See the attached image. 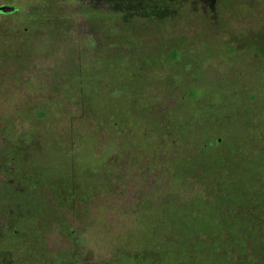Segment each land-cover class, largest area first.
Listing matches in <instances>:
<instances>
[{
    "label": "rangeland",
    "instance_id": "obj_1",
    "mask_svg": "<svg viewBox=\"0 0 264 264\" xmlns=\"http://www.w3.org/2000/svg\"><path fill=\"white\" fill-rule=\"evenodd\" d=\"M26 1L0 0L16 7L0 12V264H119L149 253L148 236L178 241L187 230L193 248L197 216L209 209L219 213L214 230L254 212L263 241L250 248L263 251L264 0H166L159 22L138 25L121 46L137 59L155 53L116 126L104 116L113 87L101 74L100 87L88 82V64L110 53L84 8L104 3L56 0L42 14L43 1ZM74 69L81 94L69 82ZM115 92L114 107L126 95ZM135 121L155 131L134 130ZM7 188L35 209L7 200ZM24 209L37 227L19 232L13 212Z\"/></svg>",
    "mask_w": 264,
    "mask_h": 264
},
{
    "label": "trees",
    "instance_id": "obj_2",
    "mask_svg": "<svg viewBox=\"0 0 264 264\" xmlns=\"http://www.w3.org/2000/svg\"><path fill=\"white\" fill-rule=\"evenodd\" d=\"M24 1V0H23ZM31 2L32 0H28ZM26 1V2H28ZM33 0L35 4H37ZM43 1L45 4L41 9L39 7L37 8V11L34 13L42 12V14L45 13V10L47 8L52 9L49 6V2L54 1V4L56 3V0H38ZM24 2V3H26ZM88 4H96L99 2L104 3L102 10L101 7H97L92 9L91 11L88 9V6L84 8V12L87 18L94 21L95 26H100L103 31L104 36V42L105 47L104 51L109 52L110 54L99 56L97 63L88 64L89 71L91 70L90 79L88 80L89 83H92V86H98L97 78L98 74L103 75L102 76V82L103 84L107 83L108 86L113 87V91L111 93H116L115 91L118 90H125L126 95H121L120 100H117V103L115 104V107L113 104V100L111 99V93L109 96L104 97V100L106 102V106L104 107V116L107 117L108 121H111L112 125L116 126L118 124L119 119L120 124L124 125L125 119L128 117L129 108L128 105L124 104L125 101H123L124 97L130 96L132 93L137 94V90L139 87V77L141 74H143V65L141 64L142 61L148 65V61H151L153 58V54L155 52H152V54H149L146 57H142L141 59H137V57L132 56L131 52L123 54L122 52V45H125V47L130 46L131 42L137 37L138 33H136L139 26H142L141 24H146L144 27V30H146L147 26L152 25L153 21L158 23L159 17L163 15L166 11L170 9L169 3L166 0H87ZM134 4H137L139 7H136ZM147 4L154 5L149 6ZM38 5V4H37ZM85 6V5H84ZM148 6V8H147ZM171 6V5H170ZM152 7V8H150ZM16 10V7H14ZM54 10V9H53ZM12 11V12H13ZM40 12V13H41ZM56 12V11H55ZM83 12V10H82ZM34 13H30L23 17L24 21H27L28 25L30 27L34 26V23H32V20H29V18H34L31 16ZM58 14V12H56ZM140 15H139V14ZM131 14V15H130ZM144 18L145 22L138 23V19ZM152 23V24H150ZM46 24V23H41ZM149 24V25H148ZM134 25V26H133ZM133 26V27H132ZM117 28L118 31L115 33V35H110L112 32V28ZM135 29V30H134ZM115 39V40H114ZM129 49V48H128ZM103 50V49H101ZM161 49H159V52ZM101 52V51H100ZM158 52V51H156ZM99 53L97 51V54H95L94 57L98 56ZM170 57L172 59H175L176 52L171 51ZM93 57V58H94ZM85 64V65H87ZM83 72L80 71V69H74L69 74V82L72 85H76L78 87V91L80 92V84L82 79ZM113 75V76H112ZM75 79V80H74ZM113 80V81H112ZM97 83V84H96ZM112 83V84H111ZM79 84V85H78ZM90 85V84H89ZM106 90V88L104 89ZM139 94V93H138ZM115 95V94H114ZM111 96V97H110ZM84 105L86 107V104L84 102ZM97 116L99 119H101L102 114L98 112ZM149 124V129L154 132L155 129H153V126L151 122H147L146 125ZM146 125L143 122L135 121L131 124V126L136 130L139 126L141 128L146 127ZM155 126V124H153ZM5 128V127H4ZM163 130V129H162ZM162 134H164L162 132ZM152 135L149 134L150 137ZM135 142V141H134ZM151 147V146H149ZM156 167H163L166 165L167 169H169V163L165 164V161L157 160ZM172 172V171H171ZM179 180L180 178H177ZM8 191V199L7 200H19L21 205L26 206V208L29 210H34V202H30L28 199L29 197L26 195H20L16 191H11L9 188L6 189ZM19 196H23L21 199H19ZM226 197V195L224 196ZM11 202V201H10ZM167 208H170L167 206ZM26 209L20 210L18 212L14 211L13 216L15 217L13 219V224L16 226L17 231H24L27 232L28 229H36V223H35V215L30 212L31 214L23 213ZM171 213L173 212V209H171ZM168 209V212L170 211ZM30 211V210H29ZM249 211V210H248ZM19 212L20 215L18 214ZM179 214H182V212H178ZM17 214V215H16ZM149 214V211H148ZM219 213L214 212L212 213V210L209 209L204 213H201V215L197 216V223L194 225L197 230L199 231L198 234L202 235V238L197 239L195 243H193V248H191V245H189L188 236L187 233H190L191 230L183 231L181 235H179L178 239L180 240L183 238L182 243L174 240H166L161 238H153V235L148 236L150 238V245L151 249L148 251L149 253L132 259L125 260L123 259L120 261L119 264H176V260L179 262V264H195L194 261H192V256H198V264H230L228 263V255L229 252H233L235 254L240 253V260L239 263L236 264H264V250L263 251H256L255 249H251L250 247H256L257 244L261 243L263 241L261 229L262 224L260 222V219L257 217L252 218L254 216V212L249 211L248 213H243L241 216H236L235 218H231V220H228L226 223L227 225L223 227H219L214 230L210 224L218 218ZM150 219L151 214L147 215ZM190 221V219H189ZM147 220H145V223ZM150 225V224H149ZM256 228H260L258 232H256ZM35 230V236H36ZM222 233L224 235H222ZM13 236V234H10ZM33 237V241H39V238ZM148 237L143 238L142 243H140L139 246L143 248L144 242H147ZM15 240L14 238L12 241ZM209 240V241H207ZM11 241V242H12ZM223 241V244H222ZM8 245V243H1L0 246ZM224 246H227L226 250L223 249ZM187 248H190L191 250H188ZM223 249V251H221ZM248 249L249 252L247 251ZM159 252L158 260L153 259L154 252ZM192 253V254H191ZM5 257V256H4ZM60 257V256H59ZM261 259V262L257 263L256 259ZM0 258V262H1ZM7 259V257H6ZM5 259V260H6ZM4 260V261H5Z\"/></svg>",
    "mask_w": 264,
    "mask_h": 264
},
{
    "label": "water",
    "instance_id": "obj_3",
    "mask_svg": "<svg viewBox=\"0 0 264 264\" xmlns=\"http://www.w3.org/2000/svg\"><path fill=\"white\" fill-rule=\"evenodd\" d=\"M13 5H8V4H0V12L1 13H10L14 10Z\"/></svg>",
    "mask_w": 264,
    "mask_h": 264
}]
</instances>
